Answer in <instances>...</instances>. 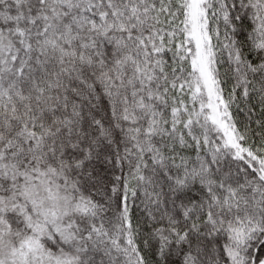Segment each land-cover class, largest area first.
Returning <instances> with one entry per match:
<instances>
[{
	"label": "snow or ice",
	"instance_id": "obj_1",
	"mask_svg": "<svg viewBox=\"0 0 264 264\" xmlns=\"http://www.w3.org/2000/svg\"><path fill=\"white\" fill-rule=\"evenodd\" d=\"M0 264H264V0H0Z\"/></svg>",
	"mask_w": 264,
	"mask_h": 264
}]
</instances>
